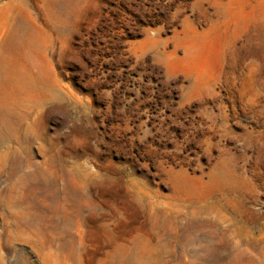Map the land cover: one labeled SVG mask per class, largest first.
<instances>
[{
  "label": "rangeland",
  "instance_id": "obj_1",
  "mask_svg": "<svg viewBox=\"0 0 264 264\" xmlns=\"http://www.w3.org/2000/svg\"><path fill=\"white\" fill-rule=\"evenodd\" d=\"M0 264H264V0H0Z\"/></svg>",
  "mask_w": 264,
  "mask_h": 264
}]
</instances>
